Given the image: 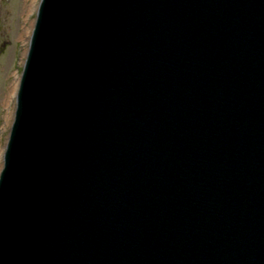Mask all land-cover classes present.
<instances>
[{
  "label": "water",
  "instance_id": "95a60500",
  "mask_svg": "<svg viewBox=\"0 0 264 264\" xmlns=\"http://www.w3.org/2000/svg\"><path fill=\"white\" fill-rule=\"evenodd\" d=\"M0 172V264H264V0H41Z\"/></svg>",
  "mask_w": 264,
  "mask_h": 264
},
{
  "label": "rangeland",
  "instance_id": "374dc122",
  "mask_svg": "<svg viewBox=\"0 0 264 264\" xmlns=\"http://www.w3.org/2000/svg\"><path fill=\"white\" fill-rule=\"evenodd\" d=\"M30 1L33 3L34 7L33 10L30 12H25L27 5L30 4ZM14 2V5L12 6L13 12L15 11V17L14 21L16 22V26L14 27L15 30V37L13 38V41L11 40L10 45L7 47V49L2 50L0 64L3 68H8V74L5 84V94H8L9 88L11 86V83L14 78H16L18 81L20 79L22 65L25 61V55L28 50V44L29 41H21L19 40V33L21 31V28L24 27L25 30H32V23L35 21L36 11L37 7L39 5L40 0H9V4L11 5ZM22 4L21 11L19 12L20 6ZM30 36V35H29ZM16 40V41H15ZM4 89V90H5ZM1 99V98H0ZM12 109V112L14 114L15 111V99L10 102V104H5L3 102V98L0 101V147L4 149L7 143V139L10 132V127L12 124V119L10 122L9 127L4 126V122L6 120V114L9 112V110ZM12 114V118H13Z\"/></svg>",
  "mask_w": 264,
  "mask_h": 264
},
{
  "label": "flooded vegetation",
  "instance_id": "af4514ba",
  "mask_svg": "<svg viewBox=\"0 0 264 264\" xmlns=\"http://www.w3.org/2000/svg\"><path fill=\"white\" fill-rule=\"evenodd\" d=\"M21 1V0H18ZM14 2L10 5L9 0H0V59L2 50L7 49L10 45L11 40L15 37L14 27L16 22L14 21L15 11L13 12L12 6ZM22 4L20 6L19 12L21 11ZM16 41V40H15ZM8 74V68L5 66L2 68L0 64V98H3L5 94V84ZM5 89V90H4ZM0 99V101H1Z\"/></svg>",
  "mask_w": 264,
  "mask_h": 264
},
{
  "label": "bare ground",
  "instance_id": "6f19581e",
  "mask_svg": "<svg viewBox=\"0 0 264 264\" xmlns=\"http://www.w3.org/2000/svg\"><path fill=\"white\" fill-rule=\"evenodd\" d=\"M33 3L30 1V4L27 5L26 9L24 10L25 12H30L31 10H33ZM33 26V23H32ZM30 30H25L24 27L21 28V31L19 33V40H23V41H28L29 39V35H30ZM17 85H18V80L16 78L13 79L11 86L9 88L8 94L6 93V96L3 95V102L5 104H10V102H12V100L15 98L16 95V91H17ZM12 109L9 110V112L6 114V120L4 122V126L5 127H9L11 119H12ZM2 156H3V149L0 147V170L2 167Z\"/></svg>",
  "mask_w": 264,
  "mask_h": 264
}]
</instances>
